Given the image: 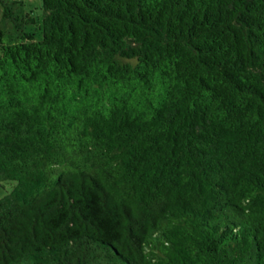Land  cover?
Wrapping results in <instances>:
<instances>
[{"label":"trees","instance_id":"trees-1","mask_svg":"<svg viewBox=\"0 0 264 264\" xmlns=\"http://www.w3.org/2000/svg\"><path fill=\"white\" fill-rule=\"evenodd\" d=\"M37 3L0 0V264H264V0Z\"/></svg>","mask_w":264,"mask_h":264},{"label":"rangeland","instance_id":"rangeland-1","mask_svg":"<svg viewBox=\"0 0 264 264\" xmlns=\"http://www.w3.org/2000/svg\"><path fill=\"white\" fill-rule=\"evenodd\" d=\"M26 3H32L34 4V6L38 7V0H23ZM34 11H38L37 8L34 9ZM0 14H1V8H0ZM4 26V24L0 21V27ZM11 182H5V181H1L0 182V197L3 196L5 193H7L8 191H10L11 189Z\"/></svg>","mask_w":264,"mask_h":264}]
</instances>
